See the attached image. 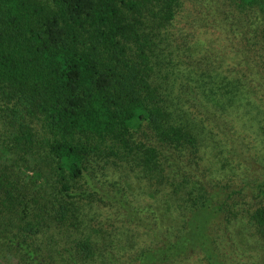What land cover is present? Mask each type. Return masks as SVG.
<instances>
[{"label":"trees","instance_id":"obj_1","mask_svg":"<svg viewBox=\"0 0 264 264\" xmlns=\"http://www.w3.org/2000/svg\"><path fill=\"white\" fill-rule=\"evenodd\" d=\"M232 1V27L254 39L257 54L232 67L200 49L193 69L183 54L186 74L196 75L170 88L154 75L157 68L173 76L174 67L153 60L155 39L175 20L178 0H0V198L19 219L0 241L18 250L22 263L110 264L122 248L101 249L99 231L86 220L101 222L95 208L109 202L117 219L153 239L120 257L125 264H191L198 254L208 264H264V174L251 187L262 202L245 216L248 192L239 186L247 178L238 175L237 185L209 178H216L219 146L208 130L217 132L218 122L245 126L254 111L264 120V0ZM259 129L264 139V125ZM37 157L54 163L53 221L79 234L56 258L37 244L44 216L19 207L25 199L17 165L36 166ZM101 161L130 169L125 186L117 181L87 195L82 182L90 184L92 164ZM134 180L147 185L152 203L132 201Z\"/></svg>","mask_w":264,"mask_h":264},{"label":"rangeland","instance_id":"obj_2","mask_svg":"<svg viewBox=\"0 0 264 264\" xmlns=\"http://www.w3.org/2000/svg\"><path fill=\"white\" fill-rule=\"evenodd\" d=\"M178 1L179 8L177 9L175 20L167 29L161 32L160 36L156 30L158 37L155 40L158 46L155 48L156 56L153 60L160 61L164 59L163 66L174 67L176 73L173 76H169V74L160 75L159 70L156 68L157 71L154 75L156 84L161 83L164 85L165 83L170 88H174L176 85L182 87L190 83L193 75H196V70L193 73L192 69L196 64V51L200 49L204 53L213 55L214 60L232 67H239L238 64L241 59L245 58L248 61L250 57H254L257 54V50L253 47L254 39L250 38L247 32L240 33L237 28L232 27L238 23L235 20L237 6L232 0ZM247 17L249 16L245 14V18ZM245 18L240 22L245 24L248 21ZM250 20L246 24H250ZM149 25L150 27L153 26ZM251 31L254 32L255 30ZM211 33L217 36L216 40L210 39L206 42L207 36ZM183 48H186L184 53L181 51ZM183 54H186V60H189V65L192 67L190 74L189 72L186 74V68L181 62ZM189 109L195 114L196 112L201 113L198 109L196 111V107ZM256 113L257 111L248 114L245 118V126L234 125L231 122L224 126L223 122H218L217 132L208 130L212 138L211 143L219 146L214 154L217 157V162L212 161L216 178L213 175L209 176V178L217 184L229 183L231 185H237L239 180H241V177H238L240 174L247 178L240 186L238 185L239 187L245 186L248 192L246 193L248 198L241 213L244 216L246 212H250L262 202L260 194L251 188L256 181L259 182L264 177L261 178L262 174H264V139L259 133V128L264 125V120L262 117L253 118ZM189 119L196 123V117L189 116ZM200 119L198 117L197 120ZM194 123L190 124L193 125ZM246 136H250L251 140L245 142ZM139 138L146 141L144 135H140ZM239 139H241V142H238ZM221 150L224 156L217 154ZM37 160L39 162L36 166L32 164L25 166L23 162H19L17 165L16 171L19 173V182L22 186L21 195L25 199L23 200L24 203L19 205V207L28 205L32 211L30 214L36 209V212H40L44 216L43 230L37 236V244L44 247L47 254L56 258L61 253L59 251H61L63 245L69 246L72 242L78 241L79 234L70 228L69 224L62 226L53 221L54 215L51 208L54 205L51 204V201L54 202V200L49 198V196L52 194L51 188L55 180L52 171L54 163L50 159L42 160L37 157ZM34 171H38L37 177ZM129 172L130 169L128 168L106 165L104 161L95 162L92 164L90 172V175H93V178L90 179V184L85 186L86 180L82 182L85 193L87 195L88 193L93 194L94 188L102 191L103 188L107 189L111 186L110 184L113 182H123ZM218 177H224L223 180L227 182H222V179ZM134 181L138 189H133V193L129 195L132 201H137L139 204L152 203L146 192L147 185H141L137 180ZM123 186H125L124 182ZM111 189L113 190V188ZM101 196L102 192L96 194L97 200ZM0 197H2L1 193ZM42 198L44 199L40 203H36V200ZM104 204L106 208H102V211L95 208L96 211L103 212V216L100 217L102 219L101 222L95 221L92 218L93 216L86 214L87 225H92L99 231V233L95 234V238L101 243V249L105 246L110 251L117 253L122 248L123 254L121 253L119 257H116L117 261L114 255L111 256L110 264L129 263L127 257L129 255L134 256L141 249L151 246L153 239L147 237L135 226L125 224L121 219H117V209L109 206V202L99 205L103 206ZM42 209H46V213H43ZM239 214L236 213L237 216H240ZM29 219H33V215ZM18 220L17 215L10 214L9 211L3 208L0 198V237L8 231H13V225ZM83 232L87 233L88 231L83 230ZM250 234L255 235V232L252 231ZM124 254L128 255L120 261V257L122 258ZM21 257L22 254L18 253L17 249L12 247L10 249L3 241H0V264H24L21 261ZM257 262L259 260L254 263ZM254 263L247 262V264ZM191 264H208V262L203 255L198 254L193 258ZM228 264L232 263L228 261Z\"/></svg>","mask_w":264,"mask_h":264}]
</instances>
